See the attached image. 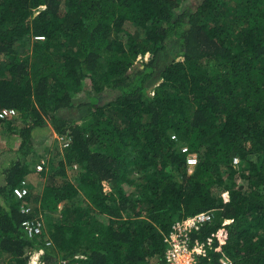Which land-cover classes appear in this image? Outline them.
<instances>
[{
  "label": "trees",
  "instance_id": "16d2710c",
  "mask_svg": "<svg viewBox=\"0 0 264 264\" xmlns=\"http://www.w3.org/2000/svg\"><path fill=\"white\" fill-rule=\"evenodd\" d=\"M5 107L0 264H165L201 211L199 263L264 264V0H0ZM48 121L62 138L38 152Z\"/></svg>",
  "mask_w": 264,
  "mask_h": 264
},
{
  "label": "built area",
  "instance_id": "2783aa9c",
  "mask_svg": "<svg viewBox=\"0 0 264 264\" xmlns=\"http://www.w3.org/2000/svg\"><path fill=\"white\" fill-rule=\"evenodd\" d=\"M17 110L13 107H5L0 110V116L6 117L9 115H14ZM173 137L176 135L173 134ZM182 150L187 151L188 146H183ZM198 162V156L196 153H188L187 164L189 168H193ZM234 162H238V158L235 157ZM45 160H41L37 164L38 169L44 168ZM30 192V188L27 185V181L23 180L21 184L14 188V193L18 197H24ZM29 210V206L24 208ZM213 217L211 211H201L195 214L188 215L181 219H177L172 225L170 233L166 235V252H165V264H201L199 263L198 256L200 254H207V245L212 247L213 238L208 237L207 240L195 241L191 238V230L193 228H199L202 223L211 220ZM23 225L30 237L39 235L44 228V220L42 218L32 220L26 219L23 221ZM49 243V241H48ZM83 257V254H76L75 257ZM223 264H232L229 259H222ZM56 264H80L78 259L69 260L68 258H63L59 260Z\"/></svg>",
  "mask_w": 264,
  "mask_h": 264
},
{
  "label": "rangeland",
  "instance_id": "374dc122",
  "mask_svg": "<svg viewBox=\"0 0 264 264\" xmlns=\"http://www.w3.org/2000/svg\"><path fill=\"white\" fill-rule=\"evenodd\" d=\"M200 0H188L189 4H192L196 6ZM129 29L132 31H137V28L134 24L128 23ZM140 62H137L139 64ZM152 90V89H150ZM83 93H76L75 98H79L80 94ZM67 116H71L70 113L66 114ZM34 142L36 144L38 152H43L45 149V145H48L51 147V149L55 146V138L61 139L62 137L59 136L56 131L54 130L53 126L51 123L48 121V125L40 127L35 133H34ZM19 137H17L16 134H3L0 135V170L5 167L11 160V157L15 155V148L19 144ZM43 156V155H42ZM39 162V161H38ZM192 168H189L191 170ZM4 174L3 172H0V181L3 179ZM44 185V180L42 181H37L36 182V188L38 187L39 189L42 188ZM109 184L106 183V189H109ZM32 262L34 264H37V259H33Z\"/></svg>",
  "mask_w": 264,
  "mask_h": 264
},
{
  "label": "clouds",
  "instance_id": "9594fccd",
  "mask_svg": "<svg viewBox=\"0 0 264 264\" xmlns=\"http://www.w3.org/2000/svg\"><path fill=\"white\" fill-rule=\"evenodd\" d=\"M39 163V162H38Z\"/></svg>",
  "mask_w": 264,
  "mask_h": 264
}]
</instances>
